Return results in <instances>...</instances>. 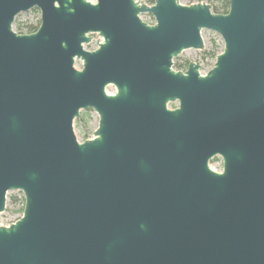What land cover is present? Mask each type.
<instances>
[{"label": "water", "instance_id": "1", "mask_svg": "<svg viewBox=\"0 0 264 264\" xmlns=\"http://www.w3.org/2000/svg\"><path fill=\"white\" fill-rule=\"evenodd\" d=\"M203 30L214 65L175 70ZM10 191L0 264H264V0H0V214Z\"/></svg>", "mask_w": 264, "mask_h": 264}, {"label": "rangeland", "instance_id": "2", "mask_svg": "<svg viewBox=\"0 0 264 264\" xmlns=\"http://www.w3.org/2000/svg\"><path fill=\"white\" fill-rule=\"evenodd\" d=\"M209 4L212 3L213 5H216V2H212L211 0H208ZM144 19L149 21H154L153 18L148 14H142L141 15ZM40 20V12L37 10V12L30 10L25 13L19 14L13 23V26L15 27V23H27V24H36L37 21ZM202 38L204 41V49L201 51L198 50H185L180 55H178L176 58L173 59V68L177 70V65H184L187 67V65L194 61V59L201 65L212 67L215 63V57L214 56H205V52H213L214 55H217L220 50H223V42L221 37L209 30H203L202 31ZM92 38L91 42L87 45H84V49L88 51H93L97 48V41H101V38L97 34H91ZM97 37V38H96ZM74 66H81L80 61H76ZM106 92L108 94H114L116 92L114 86H108L106 88ZM171 105L177 106V103H172ZM84 118L83 121H81L79 124L74 121V128L76 132V139L77 138H83L88 136H93V133L98 125V115L92 111V110H82L80 112L79 118ZM78 118V119H79ZM210 164L212 168L220 169L222 170V160L219 157H214L212 160H210ZM11 197H15L16 200L12 201ZM21 197H23V194L18 191H10L7 193V199H6V207L4 212L0 214V222H10L17 218H20L22 216V203H21Z\"/></svg>", "mask_w": 264, "mask_h": 264}, {"label": "trees", "instance_id": "3", "mask_svg": "<svg viewBox=\"0 0 264 264\" xmlns=\"http://www.w3.org/2000/svg\"><path fill=\"white\" fill-rule=\"evenodd\" d=\"M155 0H145V2L148 5H152L154 3ZM212 2H216V5H213L212 3H210V7H211V11L215 14H227L228 10H229V0H211ZM33 11L37 12L36 9H33ZM40 25V20L37 21L36 24H23L20 22L15 23V32L17 34H31L34 33L38 27ZM205 56H214L216 58V56L218 55H214L215 53L213 52H205L204 53ZM177 70L181 71V70H185L186 66H182V65H177ZM84 118H79L76 120V122L79 124L81 121H83ZM12 201H15L16 198L15 197H11ZM21 203H22V212H23V208H24V198L21 197Z\"/></svg>", "mask_w": 264, "mask_h": 264}, {"label": "flooded vegetation", "instance_id": "4", "mask_svg": "<svg viewBox=\"0 0 264 264\" xmlns=\"http://www.w3.org/2000/svg\"><path fill=\"white\" fill-rule=\"evenodd\" d=\"M188 66V65H187ZM187 69V67L185 68V70ZM185 70H183V71H185Z\"/></svg>", "mask_w": 264, "mask_h": 264}, {"label": "built area", "instance_id": "5", "mask_svg": "<svg viewBox=\"0 0 264 264\" xmlns=\"http://www.w3.org/2000/svg\"><path fill=\"white\" fill-rule=\"evenodd\" d=\"M154 22V21H153Z\"/></svg>", "mask_w": 264, "mask_h": 264}]
</instances>
